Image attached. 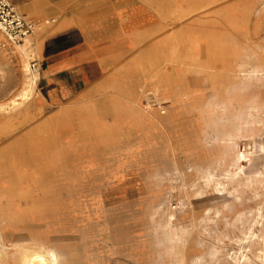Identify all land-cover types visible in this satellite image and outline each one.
<instances>
[{"label": "rangeland", "instance_id": "374dc122", "mask_svg": "<svg viewBox=\"0 0 264 264\" xmlns=\"http://www.w3.org/2000/svg\"><path fill=\"white\" fill-rule=\"evenodd\" d=\"M173 22L174 61L140 66L92 146L16 157L39 178L0 201V264L27 248L57 264H264V0H195ZM26 39L28 61L0 36V103L24 87Z\"/></svg>", "mask_w": 264, "mask_h": 264}, {"label": "crops", "instance_id": "0c3cea01", "mask_svg": "<svg viewBox=\"0 0 264 264\" xmlns=\"http://www.w3.org/2000/svg\"><path fill=\"white\" fill-rule=\"evenodd\" d=\"M9 1L26 18L54 21L31 36L40 65L33 93L11 114L0 111V201L21 186L37 185L39 177L18 172L14 160L21 151L41 160L52 146L94 144L100 115L115 114L117 98L131 100L127 91L140 66L174 61L172 36L180 30L173 18L186 15L195 2Z\"/></svg>", "mask_w": 264, "mask_h": 264}, {"label": "bare ground", "instance_id": "6f19581e", "mask_svg": "<svg viewBox=\"0 0 264 264\" xmlns=\"http://www.w3.org/2000/svg\"><path fill=\"white\" fill-rule=\"evenodd\" d=\"M31 41L25 39V42L12 47L13 51L17 50L22 54L24 61L29 59V48L31 46ZM27 65V64H26ZM27 71L26 81L24 87L18 92L14 97H12L8 102L0 103V111L7 112L10 109H14L24 103L30 95L33 93L35 84L38 79V72H32L28 67H24ZM3 243V242H2ZM3 259V255L0 250V261ZM21 264H57L56 254L53 250H41V249H23L20 255ZM18 259V260H19Z\"/></svg>", "mask_w": 264, "mask_h": 264}, {"label": "built area", "instance_id": "2783aa9c", "mask_svg": "<svg viewBox=\"0 0 264 264\" xmlns=\"http://www.w3.org/2000/svg\"><path fill=\"white\" fill-rule=\"evenodd\" d=\"M52 21L54 19L42 23L26 18L15 9L9 0H0V36L12 45L24 43L26 38L42 30L45 24ZM29 69L32 72L39 71L40 65L36 58L30 59Z\"/></svg>", "mask_w": 264, "mask_h": 264}]
</instances>
